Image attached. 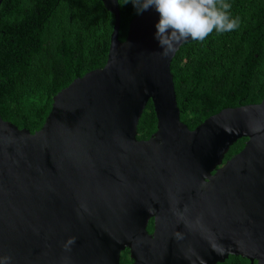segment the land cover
<instances>
[{"label":"water","instance_id":"95a60500","mask_svg":"<svg viewBox=\"0 0 264 264\" xmlns=\"http://www.w3.org/2000/svg\"><path fill=\"white\" fill-rule=\"evenodd\" d=\"M100 2L114 17L104 67L56 94L33 134L0 116V256L120 264L128 250L131 264H264V99L189 130L171 63L190 38L163 56L149 9L120 41L118 0ZM149 102L156 129L138 140Z\"/></svg>","mask_w":264,"mask_h":264},{"label":"trees","instance_id":"16d2710c","mask_svg":"<svg viewBox=\"0 0 264 264\" xmlns=\"http://www.w3.org/2000/svg\"><path fill=\"white\" fill-rule=\"evenodd\" d=\"M239 27L203 41L184 43L171 63L180 121L189 130L228 108L264 99V0H226ZM119 40L137 16L131 2L118 0ZM114 17L100 0H3L0 5V116L31 134L40 130L53 97L75 79L104 67ZM156 129L149 102L138 122L137 139ZM247 139L230 147L224 161ZM128 251L120 264H129ZM218 264H249L229 256Z\"/></svg>","mask_w":264,"mask_h":264},{"label":"clouds","instance_id":"9594fccd","mask_svg":"<svg viewBox=\"0 0 264 264\" xmlns=\"http://www.w3.org/2000/svg\"><path fill=\"white\" fill-rule=\"evenodd\" d=\"M137 14L154 9L159 14L155 38L167 57L189 38L203 41L215 29L218 33L237 29L239 17L232 18L226 0H124ZM11 256H0V264H10Z\"/></svg>","mask_w":264,"mask_h":264},{"label":"flooded vegetation","instance_id":"af4514ba","mask_svg":"<svg viewBox=\"0 0 264 264\" xmlns=\"http://www.w3.org/2000/svg\"><path fill=\"white\" fill-rule=\"evenodd\" d=\"M147 140V139H146ZM235 155V154H234ZM225 162V161H224ZM223 162V163H224ZM147 232L149 234H151L153 232V220L151 219L149 222H148V226H147ZM125 251H128V250H125ZM123 253V252H122ZM128 256H129V252H128ZM131 264V263H129Z\"/></svg>","mask_w":264,"mask_h":264}]
</instances>
